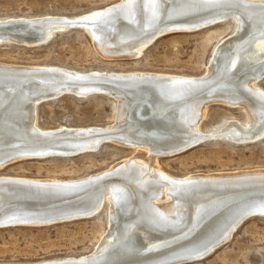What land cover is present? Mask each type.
<instances>
[{"label": "bare ground", "instance_id": "1", "mask_svg": "<svg viewBox=\"0 0 264 264\" xmlns=\"http://www.w3.org/2000/svg\"><path fill=\"white\" fill-rule=\"evenodd\" d=\"M229 18L233 31L196 76L0 62V168L92 151L103 142L135 150L77 178L0 175V228L89 218L107 205V226L90 252L0 264H182L225 244L248 217L264 215V168L173 176L155 165L157 157L210 137L246 143L264 136V0H119L74 16L0 18V42L39 45L80 27L102 54L128 59L158 37ZM95 93L115 99L112 123L41 128L35 122L44 100ZM209 103L240 107L247 119L203 132L199 122Z\"/></svg>", "mask_w": 264, "mask_h": 264}, {"label": "rangeland", "instance_id": "2", "mask_svg": "<svg viewBox=\"0 0 264 264\" xmlns=\"http://www.w3.org/2000/svg\"><path fill=\"white\" fill-rule=\"evenodd\" d=\"M117 1L0 0V18L74 16ZM233 29L234 23L229 18L200 30L166 34L152 41L138 57L128 59L102 54L89 33L80 27H70L39 45L0 42V62L53 65L78 71L139 70L196 76L205 71L214 46ZM259 85L264 88V78ZM115 106V99L104 94L85 97L63 94L37 104L35 122L41 128L105 125L114 121ZM236 107L209 103L199 129L210 132L223 128L230 119L246 121L245 111ZM114 143L103 142L95 150L74 155L17 160L1 167L0 175L57 179L85 176L134 154V147ZM155 165L173 176L264 168V136L246 143L210 137L184 151L157 157ZM106 206L89 218L0 228V263L35 262L90 252L107 226ZM182 264H264V215L248 217L225 244L204 258Z\"/></svg>", "mask_w": 264, "mask_h": 264}, {"label": "water", "instance_id": "3", "mask_svg": "<svg viewBox=\"0 0 264 264\" xmlns=\"http://www.w3.org/2000/svg\"><path fill=\"white\" fill-rule=\"evenodd\" d=\"M70 27H72V26H70ZM51 37H52V36H50L48 39H50ZM48 39H47V40H48ZM47 40H46V41H47ZM3 42H14V43H23V44H27V43H28V41H20V42L16 41V42H15V41H11V40H10V41H3ZM30 43H35V42H30ZM42 43H43V42H42Z\"/></svg>", "mask_w": 264, "mask_h": 264}]
</instances>
